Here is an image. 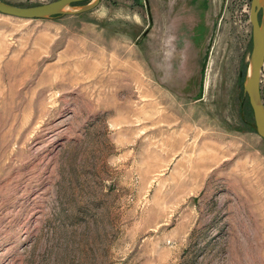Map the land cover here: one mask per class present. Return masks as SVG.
Instances as JSON below:
<instances>
[{"label": "rangeland", "instance_id": "rangeland-1", "mask_svg": "<svg viewBox=\"0 0 264 264\" xmlns=\"http://www.w3.org/2000/svg\"><path fill=\"white\" fill-rule=\"evenodd\" d=\"M250 1L0 13V264H264Z\"/></svg>", "mask_w": 264, "mask_h": 264}, {"label": "water", "instance_id": "water-1", "mask_svg": "<svg viewBox=\"0 0 264 264\" xmlns=\"http://www.w3.org/2000/svg\"><path fill=\"white\" fill-rule=\"evenodd\" d=\"M101 0H52L20 6L0 0V13L22 19L50 18L57 15L78 14L94 8ZM82 4L77 5V3ZM71 8V10L69 9ZM251 54L243 89L247 95L257 135L264 141V104L261 97V69L264 65V0H251Z\"/></svg>", "mask_w": 264, "mask_h": 264}, {"label": "bare ground", "instance_id": "bare-ground-1", "mask_svg": "<svg viewBox=\"0 0 264 264\" xmlns=\"http://www.w3.org/2000/svg\"><path fill=\"white\" fill-rule=\"evenodd\" d=\"M71 10V8H69Z\"/></svg>", "mask_w": 264, "mask_h": 264}]
</instances>
